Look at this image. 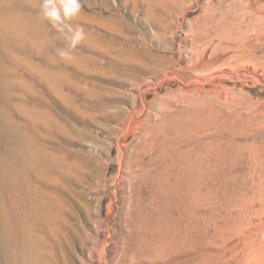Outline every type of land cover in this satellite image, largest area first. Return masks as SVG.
I'll return each instance as SVG.
<instances>
[{
	"label": "rangeland",
	"instance_id": "1",
	"mask_svg": "<svg viewBox=\"0 0 264 264\" xmlns=\"http://www.w3.org/2000/svg\"><path fill=\"white\" fill-rule=\"evenodd\" d=\"M170 1L79 0L71 50L44 0L0 2L14 44L0 193L33 264H264V27L207 22L233 0ZM152 129L162 146L138 156ZM166 168L178 194L158 186Z\"/></svg>",
	"mask_w": 264,
	"mask_h": 264
},
{
	"label": "bare ground",
	"instance_id": "2",
	"mask_svg": "<svg viewBox=\"0 0 264 264\" xmlns=\"http://www.w3.org/2000/svg\"><path fill=\"white\" fill-rule=\"evenodd\" d=\"M252 1H253V3H251L250 0H233V2L231 3V6L228 9L225 8L226 9L225 11H222L221 8H215L214 10L217 11V13H219L218 16H214L212 19H210L207 22H225L226 20H228V22H248V25L253 26V27L259 26V29H262L264 27V23H263L264 22V0H252ZM0 2H4L6 4H9V3L11 4V3H13V0H0ZM262 30H264V29H262ZM13 45H14L13 44V16L4 15V14L0 13V100L2 97V91L5 90V86L8 87V95H9V89L11 87H13ZM218 45L219 44H217L215 46H218ZM2 116H3V113H2V110L0 107V121H1ZM6 125H8L7 127H13V123H11V122H8ZM145 135H146V137H144L145 139L139 145L138 156L140 154L142 156H146V157L149 156V157L153 158L152 153L155 152V149L162 146L163 142H161V141L156 142L158 133L154 129H152L149 132H146ZM5 137H7L10 140V142H12L13 141V132L9 131ZM164 148H166V147H164ZM12 149H13L12 147L5 148V151H6L5 157L0 160V167L6 171L5 178H3L6 180H5V182L4 181L3 182H4V185L8 188V190H10V188H12V186H13V150ZM186 152L187 151H184L183 153L186 154ZM195 155L198 156V153ZM186 158L187 159L185 161H187L188 164L189 163L192 164V160L190 159V156H187ZM173 160L171 161V163L175 162V160L174 161ZM132 162L133 161L131 160L130 165ZM176 162H178V161H176ZM188 164H187V166L189 167ZM137 167L141 171V174L138 175L139 178H141V177L143 178L144 174L142 175V169H140L139 166H137ZM168 168H166L161 173V180L157 182V183H159L158 186L162 191L166 192L167 194H178L179 190H180V186L176 185L174 181L170 180L172 177V173L170 172V170ZM130 170H132V169H130ZM157 174H160V173H157ZM157 174H155V175H157ZM18 178H19L18 175H15V187L19 192H21V189H19L20 185L16 184L18 182ZM1 180H2V174L0 172V181ZM173 180H174V178H173ZM6 195H7V193H6ZM19 195H20V193H19ZM27 196H28V194H27ZM4 197L5 196H2V194L0 193V230H2L4 233H6V236H8L10 240H11V236L13 234L15 236H17V238L19 239L18 244L21 245V249L17 250V257L21 258L22 256H25L27 258V260H29V262L32 263L33 262L32 256H30L31 253H28L29 255H26L25 251H24V249L27 248L31 252V248H32L31 245H32L33 240L30 238V236H27V234H26V232L29 229H27V227H25L23 224H20V225L15 226L13 228V216L10 213V210L12 209V204H9L7 206L6 199ZM10 240L8 241V245H9V251H11L12 254H10V256H9V258H7L6 262L3 261L4 264H13V251H12L13 244ZM2 242H4V241L2 240ZM4 248H5V246H4ZM6 250H7V248H6ZM5 255H8V254L5 253ZM1 260H2V258H1ZM31 263H29V264H31ZM124 264H126V263H124Z\"/></svg>",
	"mask_w": 264,
	"mask_h": 264
},
{
	"label": "clouds",
	"instance_id": "3",
	"mask_svg": "<svg viewBox=\"0 0 264 264\" xmlns=\"http://www.w3.org/2000/svg\"><path fill=\"white\" fill-rule=\"evenodd\" d=\"M43 16L61 33L68 44V49H75L84 38L82 27H73L71 20L80 12L79 0H44L41 8ZM61 49V57H69L70 51Z\"/></svg>",
	"mask_w": 264,
	"mask_h": 264
}]
</instances>
